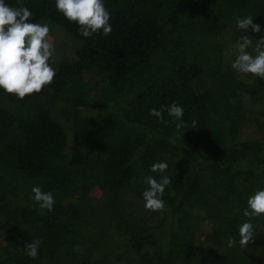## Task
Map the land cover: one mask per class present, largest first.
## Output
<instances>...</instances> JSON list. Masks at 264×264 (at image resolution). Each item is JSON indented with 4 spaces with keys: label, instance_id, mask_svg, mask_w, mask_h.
<instances>
[{
    "label": "trees",
    "instance_id": "16d2710c",
    "mask_svg": "<svg viewBox=\"0 0 264 264\" xmlns=\"http://www.w3.org/2000/svg\"><path fill=\"white\" fill-rule=\"evenodd\" d=\"M6 2L62 29L74 58L50 60L56 75L40 94H0V264H250L227 245L250 219L251 186L264 189V121L242 132L243 99L260 102L264 80L246 82L226 58L252 36L238 18L264 28V0H105L112 32L90 38L54 0ZM173 102L183 129L168 116ZM156 162L172 182L153 213L142 193ZM34 186L53 193L52 212ZM251 222V254L264 256V218Z\"/></svg>",
    "mask_w": 264,
    "mask_h": 264
},
{
    "label": "clouds",
    "instance_id": "9594fccd",
    "mask_svg": "<svg viewBox=\"0 0 264 264\" xmlns=\"http://www.w3.org/2000/svg\"><path fill=\"white\" fill-rule=\"evenodd\" d=\"M54 6L70 24H75L78 33L84 38L97 34L108 36L112 32L111 13L105 6V0H54ZM33 15L27 7L15 8L6 0H0V94L11 95L21 101L47 90L56 75L50 64L56 52L54 44L49 42L50 28L48 24L32 22ZM236 27L243 32H250L252 36L245 35L234 45L231 69L238 74H251L264 80V28L255 23L251 15L238 18ZM150 115L163 118V113L156 108L150 109ZM168 116L174 118L177 129L184 128L182 106L173 102L168 107ZM195 127L193 121V129ZM167 169L166 162L153 163L150 171L160 175L158 178L151 175L144 178L148 186L142 193L144 208L153 213L163 212L166 207L163 194L172 182L164 174ZM31 191L33 200L41 210H54L56 201L51 191H42L39 186L32 187ZM243 215L250 219L239 226L238 241L234 237L228 239L229 248L237 242L244 247L252 241L255 231L252 219L264 218V189L247 199ZM41 244L40 239L31 240L23 251L29 258L36 259Z\"/></svg>",
    "mask_w": 264,
    "mask_h": 264
},
{
    "label": "rangeland",
    "instance_id": "374dc122",
    "mask_svg": "<svg viewBox=\"0 0 264 264\" xmlns=\"http://www.w3.org/2000/svg\"><path fill=\"white\" fill-rule=\"evenodd\" d=\"M167 15L165 14L163 18H165ZM43 24H48L50 28V43H53L56 49L55 55L53 56L54 61H71L74 58V50L73 46L71 44V40L68 34L64 33V31L54 25H51L50 23L44 22ZM229 53H232V55L227 56L226 59H234V50H230ZM241 78L243 80H246V82H251L252 77L245 74L242 75ZM264 92V91H263ZM243 128L242 132L243 137L246 138L252 137L256 134V126L255 123H253L254 119H259L261 121H264V98H261L260 102L257 103H251L250 97H246L243 99ZM259 188V184H254L251 186V193L250 196L254 195ZM249 196V197H250ZM208 226H205L204 229L208 230ZM116 247V246H115ZM245 247V246H244ZM249 258V257H247ZM1 260V257H0ZM251 260H255L254 258ZM2 264H7L2 262Z\"/></svg>",
    "mask_w": 264,
    "mask_h": 264
},
{
    "label": "crops",
    "instance_id": "0c3cea01",
    "mask_svg": "<svg viewBox=\"0 0 264 264\" xmlns=\"http://www.w3.org/2000/svg\"><path fill=\"white\" fill-rule=\"evenodd\" d=\"M250 247L252 248V246H250V245H246L245 247H241L240 245H239V247H238V249L239 250H244V252H243V255H244V257H249V259H255L254 261L253 260H251V263L250 264H264V256H261V255H258V257H253V255L251 254V251H250ZM242 262H245V261H243L242 260Z\"/></svg>",
    "mask_w": 264,
    "mask_h": 264
}]
</instances>
